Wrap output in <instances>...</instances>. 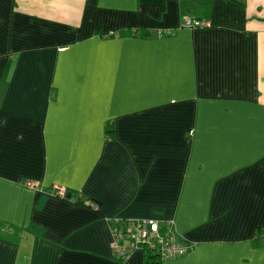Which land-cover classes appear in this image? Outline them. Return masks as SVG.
Here are the masks:
<instances>
[{
    "label": "crops",
    "instance_id": "obj_1",
    "mask_svg": "<svg viewBox=\"0 0 264 264\" xmlns=\"http://www.w3.org/2000/svg\"><path fill=\"white\" fill-rule=\"evenodd\" d=\"M124 218L264 264V0H0V264H143Z\"/></svg>",
    "mask_w": 264,
    "mask_h": 264
},
{
    "label": "built area",
    "instance_id": "obj_2",
    "mask_svg": "<svg viewBox=\"0 0 264 264\" xmlns=\"http://www.w3.org/2000/svg\"><path fill=\"white\" fill-rule=\"evenodd\" d=\"M186 26L188 28H206L208 24L203 21H189ZM25 185L28 188L36 186L33 182H26ZM66 193L67 190L63 186L52 188V194L56 197L63 199ZM167 226L168 224L161 231L158 223L154 220H132L129 218L113 220L111 226V234L114 239L112 249L115 254L121 257L131 255L136 251L155 254L161 262L192 251L191 246L174 241L169 235ZM261 239L264 241V230Z\"/></svg>",
    "mask_w": 264,
    "mask_h": 264
},
{
    "label": "trees",
    "instance_id": "obj_3",
    "mask_svg": "<svg viewBox=\"0 0 264 264\" xmlns=\"http://www.w3.org/2000/svg\"><path fill=\"white\" fill-rule=\"evenodd\" d=\"M144 254V253H143ZM143 264H160L159 262V258L157 255L155 254H148L145 253L144 254V258H143Z\"/></svg>",
    "mask_w": 264,
    "mask_h": 264
},
{
    "label": "bare ground",
    "instance_id": "obj_4",
    "mask_svg": "<svg viewBox=\"0 0 264 264\" xmlns=\"http://www.w3.org/2000/svg\"><path fill=\"white\" fill-rule=\"evenodd\" d=\"M158 258H159V257H158ZM159 262L162 264L163 261L161 262L160 259H159Z\"/></svg>",
    "mask_w": 264,
    "mask_h": 264
}]
</instances>
